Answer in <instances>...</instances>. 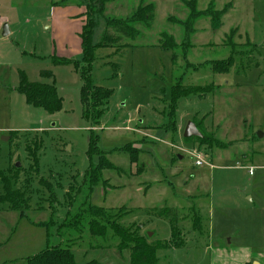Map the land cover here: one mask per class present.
Returning a JSON list of instances; mask_svg holds the SVG:
<instances>
[{
    "label": "rangeland",
    "instance_id": "obj_1",
    "mask_svg": "<svg viewBox=\"0 0 264 264\" xmlns=\"http://www.w3.org/2000/svg\"><path fill=\"white\" fill-rule=\"evenodd\" d=\"M189 1L115 0L107 4L97 19L92 43L101 40L106 20L127 19L140 5L154 6V19L148 26H137V38L122 41L129 46L97 49L87 65L81 35L92 15L88 13L92 0H0V15L7 18L11 32L4 36V27L0 28V170L12 164L28 169L25 139L38 136L41 140L32 209L25 217L0 211V258L16 260L8 264H24L28 255L45 249L48 231L38 224L48 223L52 212L61 221L67 208L73 216L84 201L107 210L133 211L120 222L140 225L141 234L152 233L149 243L172 239L169 219L153 209H179L183 244L158 251L159 264H264V0H197L199 11L210 3L217 10L228 3L231 6L216 30L209 18H201L187 46L180 22L190 13ZM235 27L244 36L229 38ZM163 41L170 42V47L163 46ZM230 57L235 60L230 72L212 73L209 62ZM54 58L77 61V68L89 69L91 86L114 91L99 127L83 118L81 97L86 82L81 71L73 63L55 66ZM43 70L54 73L56 91L63 98L61 110L54 114L30 106L17 91L19 71L30 82L50 83L40 76ZM178 84L216 87L204 98L188 95L176 104L178 127L202 122L203 129L227 145L202 150L210 158L206 156L201 167L179 149L197 145L169 127ZM10 132L17 133L16 137L11 138ZM91 132L113 168L102 171L88 194L84 174L98 167L100 159L96 153L89 154ZM128 145L138 150L135 162V151L124 150ZM246 153L253 156L252 162L244 160ZM243 166H253V174ZM41 178L55 194L56 204L51 207ZM80 189L83 194L77 199ZM39 205L45 210H35ZM51 229L50 242L55 244L57 226ZM68 230L76 264H131L129 250H117L116 240L92 237L86 227L81 233Z\"/></svg>",
    "mask_w": 264,
    "mask_h": 264
},
{
    "label": "trees",
    "instance_id": "obj_2",
    "mask_svg": "<svg viewBox=\"0 0 264 264\" xmlns=\"http://www.w3.org/2000/svg\"><path fill=\"white\" fill-rule=\"evenodd\" d=\"M115 0H92L88 5V13H92L88 18L87 24L83 27L81 35L82 39V53L84 57V63L89 65L93 61V55L95 50L102 48L119 49L128 44L122 45V41L134 40L139 36V30L137 26L145 23L146 26L151 24L154 19V6L151 4L140 5L135 10L133 15L127 19L110 18L106 20L105 30L102 34L101 40L97 43H92V35L94 29L98 26V17L104 12L106 5ZM190 9V13L185 21L180 22L184 26V41L187 46L189 44L191 36L195 32L196 23L203 17L210 19L211 28L216 30L222 25L223 16L230 8V3L226 4L222 9L217 10L213 3H210L208 8L204 11H199L196 8L197 0H190L187 2ZM238 34V29H232L228 35ZM227 37V36H226ZM169 40L172 41L170 37ZM170 43V42H169ZM167 41H163V46L170 47ZM90 62V63H89ZM53 63L55 66H62L65 64H74V69L78 72L81 71L82 77L85 79L86 85L82 92V109L83 118L88 120L91 125L99 127L101 119L106 112L109 99L113 95L112 89H107L102 86L89 84V69L83 67L77 68V61L67 60L65 58H54ZM210 70L214 74H224L230 72L235 66V60L228 58L221 61L209 62ZM19 85L17 91L25 96L26 102L33 107L41 108L47 113L54 114L61 110L63 105V98L57 93L54 82L55 75L52 71L43 70L40 72V76L44 79L50 80V83L45 82H30L27 75L23 71H19ZM216 89L212 84L209 87L201 86H183L178 84L174 89L173 103L169 112L170 129L174 132L177 131L178 125L175 119L176 104L181 97L188 95H198L200 98H204L207 93L213 92ZM202 137L184 138L185 141L194 142L197 145L199 151L209 152L214 146L225 147L226 144L222 143L211 132H207L203 129L202 122H195ZM15 132H10L11 138L16 137ZM30 135V134H29ZM10 141L13 142V139ZM89 154L96 153L99 155V165L96 168H91L83 177V185L87 189V193L90 194V190L100 180L101 173L104 169L113 168V164L110 163L104 152H100L97 148L98 137L91 132L89 136ZM26 152L30 161L28 169L23 167H17V164L10 165L5 170H0V211L12 212L16 211L20 213L21 217H25L27 211H30L31 194L34 192L32 189V181L34 176L38 175L39 170V151L41 149V140L38 136H27L25 139ZM209 149V150H208ZM120 150H123L122 148ZM124 150L135 151L131 145H128ZM137 151L132 152V162L137 161ZM209 153H207L208 155ZM24 173V177L20 176ZM41 184L48 192V205L49 207L56 204L55 194L51 188V184L44 178H41ZM84 191V190H83ZM82 190L77 191L75 198L82 195ZM70 197L71 192L67 193ZM89 195H87L88 197ZM42 200V199H41ZM47 201V200H45ZM73 201V200H71ZM48 208V207H47ZM45 210L44 205H39L35 210ZM65 218L61 221L55 217L57 214L52 212V217L48 223H39L38 225L47 229L48 243L47 247L42 251L29 256L25 259L26 264H76L74 254L69 246V243L73 241L68 234V229H76L82 232L83 228H87L92 237H107L111 240H116L115 248L119 251L129 250L131 264H159V258L157 256L158 251L171 248H181L183 241L180 228V214L178 209L175 208H154L155 214L160 217L169 219L172 229V239L162 243L155 241L149 243L148 234H141V226L136 223L131 225H124L120 222L126 216H129L133 211H129L127 208H119L117 210H107L104 208L89 205L87 201L82 202L78 211L72 216L70 208ZM56 214V215H55ZM59 220V221H58ZM57 226L58 231L56 234L59 236V241L55 244H51L50 238L52 237L51 228ZM111 233V234H110ZM71 237V236H70ZM114 243V242H113ZM253 264V263H246Z\"/></svg>",
    "mask_w": 264,
    "mask_h": 264
},
{
    "label": "crops",
    "instance_id": "obj_3",
    "mask_svg": "<svg viewBox=\"0 0 264 264\" xmlns=\"http://www.w3.org/2000/svg\"><path fill=\"white\" fill-rule=\"evenodd\" d=\"M229 4V3H228ZM231 4V3H230ZM224 16H226V15H224ZM223 16V17H224ZM8 22V20H7V18L6 17H4V16H1L0 15V28L1 27H4L5 25H6V23ZM197 26V25H196ZM196 26H195V29H196ZM200 26H198V28H199ZM233 29H238V36L239 35H242V36H244L243 34H242V32L239 30V28L238 27H235V28H233ZM232 30V29H231ZM230 30V31H231ZM6 31H8V35L7 36H9L10 34H11V32L9 31V28H8V26H7V28H6ZM198 32L200 31V29H198L197 30ZM196 32V31H195ZM226 36H227V34H226ZM246 39H249L250 40V43L253 45V47H255V43H253V41L251 40V38L249 37V35L248 34H246ZM211 45L212 43L211 42H209V43H207V44H204V43H199V45ZM255 44V45H254ZM195 46H197V45H195ZM256 48V47H255ZM215 85V84H214ZM219 85H217V87H218ZM185 128L186 127H178V131H180L181 132V135H182V137H183V133H184V130H185ZM187 149L186 147L185 148H183V147H181V146H179V149ZM213 155L214 154H212V160H214L215 158H213ZM208 158H210V156L209 155H206ZM179 158H181L182 159V157H179ZM243 158H244V160L246 161V162H252L253 161V156H250L249 154H243ZM252 158V159H251ZM209 163H211L210 164V166L212 167V168H214L213 166V164H212V162H209ZM248 172H249V168L250 167H252L253 168V166H243ZM253 174V173H252ZM212 175H215V173L214 174H212ZM192 208H191V210L193 211V212H195L194 211V206H191ZM170 208H173V207H170ZM175 209H177V208H175ZM179 210V209H178ZM12 212H16V211H12ZM19 213V212H18ZM20 219H22L21 217H19V220ZM46 222V221H45ZM35 223V222H34ZM15 240V239H14ZM13 241V240H12ZM10 247V245H7L5 248H7V247ZM2 250V249H1ZM42 251V250H41ZM38 252H34L33 254H31V255H34V254H37ZM31 255H28V256H31ZM27 256V257H28ZM14 257L12 258V259H2V258H0V264H6L7 262H9V261H11V262H15L16 260L14 259ZM26 259V258H25ZM8 264V263H7ZM24 264H26V261L24 262Z\"/></svg>",
    "mask_w": 264,
    "mask_h": 264
},
{
    "label": "water",
    "instance_id": "obj_4",
    "mask_svg": "<svg viewBox=\"0 0 264 264\" xmlns=\"http://www.w3.org/2000/svg\"><path fill=\"white\" fill-rule=\"evenodd\" d=\"M7 26H4V31L3 35L7 36L8 31H6ZM184 138H191V137H202V134L199 132L197 129L196 125L193 122H189L188 125L186 126L184 133H183ZM4 140H8L7 138H4ZM17 167H20V164H17ZM152 233H148V236L150 237ZM257 264V263H255Z\"/></svg>",
    "mask_w": 264,
    "mask_h": 264
},
{
    "label": "built area",
    "instance_id": "obj_5",
    "mask_svg": "<svg viewBox=\"0 0 264 264\" xmlns=\"http://www.w3.org/2000/svg\"><path fill=\"white\" fill-rule=\"evenodd\" d=\"M181 150H184L191 157H193L195 159L196 166L201 167L204 164H206V156H205V154L202 151H199L197 148H192L191 150H187V149H181ZM249 173L250 174L253 173V168L252 167L249 168Z\"/></svg>",
    "mask_w": 264,
    "mask_h": 264
}]
</instances>
